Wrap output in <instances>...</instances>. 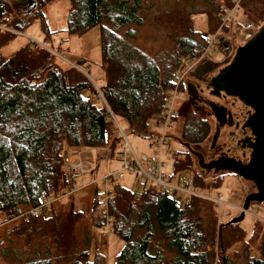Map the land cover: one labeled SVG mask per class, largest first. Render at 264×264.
I'll return each mask as SVG.
<instances>
[{
    "label": "trees",
    "instance_id": "obj_1",
    "mask_svg": "<svg viewBox=\"0 0 264 264\" xmlns=\"http://www.w3.org/2000/svg\"><path fill=\"white\" fill-rule=\"evenodd\" d=\"M34 1L37 11L21 20L8 0H0V51L36 21L51 45L27 41L8 56L0 52V264H105L102 254H91L93 229L100 230L95 203L87 210L54 207L70 189L65 148L106 147L109 112L131 135L153 141L151 127L174 77L207 47L192 17L206 16L218 27L223 10L238 2L247 28L258 31L264 0H200L201 10L185 15L164 14L167 0H67L69 35L99 29L100 85L81 69L82 60L74 63L78 68L57 63L61 47L53 48L54 32L42 13L54 0ZM204 124L186 113L181 140L201 144L209 135ZM173 166L174 174L190 171L191 154H176ZM222 182L220 175L206 182L194 172L193 190L211 192ZM42 191L55 201L45 214L37 212ZM214 208L195 196L181 207L168 191L134 180L126 189L117 181L109 213L111 234L122 247L113 264H264V223L255 220L249 233L241 223L228 224L232 220L219 225Z\"/></svg>",
    "mask_w": 264,
    "mask_h": 264
},
{
    "label": "rangeland",
    "instance_id": "obj_2",
    "mask_svg": "<svg viewBox=\"0 0 264 264\" xmlns=\"http://www.w3.org/2000/svg\"><path fill=\"white\" fill-rule=\"evenodd\" d=\"M8 2L12 7L13 12L17 16H19L21 20L29 19V17H31L32 14L36 12L38 9L37 6L36 9L32 8L28 4L27 0H8ZM202 6L203 3L200 0H167L162 6L161 10L164 14H169L175 11L185 15L191 11L193 12L200 11L201 10L200 8ZM68 8L69 5L67 0H54L42 11L44 15V19L49 26V29L52 32H54L51 35L53 48L58 49V47H61V50L58 51L59 54L56 55L58 59L57 63L60 64L63 68L70 66H74L78 68L74 63H76L78 60H82L83 65L81 69L89 74L88 77L91 80L92 79L94 81L98 80L97 84L100 85L101 82H103V77H102V72L99 69V63H100L99 29L94 28L89 32H87L85 35L80 37L69 35L66 31L67 29L66 17H67ZM239 11L240 10L238 9L235 12V15L228 21L227 25L225 23L224 24L221 23V25H219L218 27L217 25L215 26L214 23H212L211 26H209L208 19L206 16L197 15L192 17L194 29L197 32H199L203 38L204 37L207 38L206 45L209 43L212 37H213L212 40L214 39L217 45L215 46V42H213V44L211 45V49H209L206 53L203 52L200 55V57L194 60L193 62L186 60V62L188 61L189 62H188V66H184L185 71H187V73H185L183 84L184 81H187V83L189 84L193 83L190 75L192 71L197 66H199L204 60H209L217 64L219 63L223 64V62L225 61L230 62L235 55L236 49L240 46H243L248 39H250L251 37H253L254 34H256L257 29H255L254 26H251V28L250 27L247 28L248 22H246V20L243 19ZM262 24L260 26H262ZM214 30L216 31L214 32ZM27 41H32L39 45L46 44L48 47L51 46L50 44L44 42V36L40 30V24L39 22L36 21L24 32V34H19L14 41H12L9 45L4 47L0 52L3 56H8L14 51L18 50L24 44H26ZM195 63L196 65H193ZM222 66L224 65H221V67ZM182 71H184V68ZM215 73H218V71ZM93 86L96 92H98L97 86L95 84H93ZM181 87L179 88L180 91L179 95L176 96L173 104L175 119L173 120V123L169 131L167 132L168 138L166 139V144L163 146L162 149L163 150L162 157L164 163L163 172L165 174V177L170 178L171 183L174 184L177 183L178 176H179V180L181 181L187 180L190 175V172L198 173L204 178V181L206 182H210L214 180L217 175L222 176L223 177L222 185L217 190H213L211 192H206V193L201 192L200 195L212 199L220 198L222 205L219 207L218 212H216L215 209L213 210V212L217 217L219 225L225 224L233 219L238 218L241 215L242 206L245 198L249 194L255 193L256 188L252 183L247 182L231 173L223 172V173L214 174L212 171L211 172L203 171L201 168H199L197 164V159L195 160V157L191 154L190 151L189 153L191 154L193 168L190 169V171H182L179 174L173 173L174 172L173 160L175 158V155L176 154L184 155V153L186 152L182 144L179 142V140L182 137V127H183L185 115L188 112L192 111V113H194L195 116L197 117V121H200L201 123L206 122V124L204 125H208V129H209V135L206 138V140L203 141L201 144H197V145L191 144L189 146V149H191L193 152L196 153L200 152L203 155H207L208 158L209 157L213 158L211 156V153H209V151L212 143V135H213L212 126L214 121L212 118L204 117L194 112V109L192 108L190 103H188L187 100L188 96L184 94V91L182 90ZM202 97L210 101H217L216 100L217 97L212 96L209 92V89H207L206 87ZM170 100L171 98H169V101ZM204 107L205 110H207L208 112L210 111L207 106ZM116 122L123 131H126L125 132L126 138L137 157H139L142 154H146V155L150 154L149 144L151 141L138 138L127 132L126 123L123 120L117 119ZM197 126H199V123ZM199 127H197L198 129L197 131L200 134L201 128L199 130ZM115 131H116L115 123L110 122L106 130L107 138L109 139L111 135L115 133ZM151 132H153L154 135L158 134L159 130L156 127V125L154 127H151ZM226 135H227V131L225 132V134L223 133L222 136L218 139L217 144L221 145L225 143L224 145H229L228 144L229 141ZM115 140L116 139L114 138L112 143ZM112 143H111V149H113ZM122 145L123 142L121 141L116 146L115 152L117 151L120 152L122 150ZM195 145L198 151L194 149ZM72 149H74V151H72L71 153L67 151L65 152V154L69 153L70 158L73 162L81 165L83 164L85 167H87L84 171H82L83 174L87 175L85 179L86 181L89 180V177L96 180L99 177L101 178L103 177V175L116 171L119 168V164H118L117 168L115 169L114 166H116V164L114 162H110L109 160L110 154L113 151V150L111 151V149L110 151L104 150L105 151L103 153L104 155L101 154V150H99L100 148L86 149L88 151L96 150L89 152L87 154H84V152H86V150L84 149H79V148H72ZM76 154L77 156L75 157ZM113 168L115 170H113ZM82 173L81 170L78 171V173L76 172L75 177L73 178L72 181H70V185L73 182L76 183V186L73 189V191H71L70 188L62 196L60 194L58 198L59 201H56V203L54 200L52 201V203H55L54 207H57L59 205L63 207L65 206L69 207L70 204H72L75 209H79V210L88 209L87 199L89 197V190H90L89 188L91 186H94L95 182L94 181L89 182L91 180L87 181L86 183L84 181L82 182V179L79 176V175L82 176ZM133 180H134V176L128 173H126L124 177L118 179L119 184L126 189H133ZM177 197L179 200L183 199V196L180 194H178ZM211 202L213 203L212 200ZM52 203L50 205H52ZM255 220H260L262 223H264V201L259 203L256 202L250 203L249 209L245 213V216L240 223L242 228L249 233L251 231L252 224ZM121 247H122L121 241L115 238L113 235H111L109 238L104 239L100 235V230L98 232L97 229H93L91 254L94 253L102 254L105 257V264H113L114 258L119 253Z\"/></svg>",
    "mask_w": 264,
    "mask_h": 264
},
{
    "label": "water",
    "instance_id": "obj_3",
    "mask_svg": "<svg viewBox=\"0 0 264 264\" xmlns=\"http://www.w3.org/2000/svg\"><path fill=\"white\" fill-rule=\"evenodd\" d=\"M27 2L36 9L34 0H27ZM221 65L225 66L210 79L211 95L220 97L223 93L237 98L253 111L252 115L246 114L249 118L242 129L246 134V128H248L255 141L251 143L253 138H246L239 144L244 148L247 143L249 144L251 149L249 161L243 163L234 158L219 157L217 160L205 163L202 154L193 152L188 144L184 145L197 159V164L203 171H212L214 174L231 173L255 186L256 192L249 194L243 202L241 215L228 223L238 224L243 220L250 203L264 201V24L243 46L236 49L230 62L217 64L206 61V64L197 66L193 72L196 73L206 66L208 70L204 73L209 74ZM215 106L211 103L212 109ZM218 136L217 128L212 138L211 148L215 145Z\"/></svg>",
    "mask_w": 264,
    "mask_h": 264
},
{
    "label": "built area",
    "instance_id": "obj_4",
    "mask_svg": "<svg viewBox=\"0 0 264 264\" xmlns=\"http://www.w3.org/2000/svg\"><path fill=\"white\" fill-rule=\"evenodd\" d=\"M237 5L238 2L232 9L223 10L222 24H224L235 15V12L238 10ZM212 38L210 39L206 49L204 50L205 53L209 49H211V45L213 44V42H215L214 39L212 40ZM194 60L196 59H191L189 61L193 62ZM188 62L185 61L184 66H188ZM193 65H196V63ZM185 73H187V71H185L184 67V71H181L173 79L174 87L168 92V98L163 104V110L158 119L157 128L159 132L158 134L154 135V140L150 142L151 155H142L140 157L136 156L126 138V131H123L120 128L114 116L109 112L106 120L115 123V135L117 138H119V143L122 141L123 145L122 150L118 153L119 168L116 171L103 175V177L97 180L96 183H98V187L96 188L97 191L93 196L92 203H95L96 212L100 218V235L104 239L109 238L112 235V217L109 213V206L111 198L113 196V185L118 181V179L124 177L126 173L132 174L134 176V181L139 186H151L157 188L160 191H168L171 198L181 207L184 205L185 200L191 196L204 198L210 201L212 200L215 205L214 209L216 212L219 211V207L222 205L220 198L212 199L203 197L193 190L194 173L191 172L187 180L178 181L176 184H174L165 177V174L163 172L164 163L162 157V149L166 144V139L168 138L167 132L169 131L173 123V117L175 116V112L173 109L174 99L177 95H179V88L183 84ZM97 94L101 99L99 91L97 92ZM169 98H171L170 101ZM62 160L64 162L66 176L69 181L73 180L76 172L81 170L82 173V171L87 168L83 164L81 165L73 162L70 158L69 153H64ZM75 186L76 184L72 183L71 191H73ZM63 194H65V192L61 193V196ZM178 194L183 196L182 200L178 199ZM41 199L42 206L37 209V212L45 214L46 211L49 210L50 204L53 200L45 191L41 192Z\"/></svg>",
    "mask_w": 264,
    "mask_h": 264
},
{
    "label": "flooded vegetation",
    "instance_id": "obj_5",
    "mask_svg": "<svg viewBox=\"0 0 264 264\" xmlns=\"http://www.w3.org/2000/svg\"><path fill=\"white\" fill-rule=\"evenodd\" d=\"M206 61L209 60H204L200 65L203 66L204 64H206ZM224 66H220L217 70L209 74L204 73L208 70L206 66L196 73L192 72L190 76L193 83L189 84L187 83V81H184L183 91L184 94L188 96V103H190L196 114L198 113L204 117L213 119L214 123L212 126V138L215 135L217 128L219 129V136L217 138V141L222 136V134H225V132L227 131L226 136L228 138L229 145H224L225 143L219 145L216 141L215 145L212 148L210 147L209 151L213 158H208L207 155H203L199 152L200 154H202L204 162L209 163L211 161L217 160L219 157H228L234 158L243 163H247L251 155L249 144L247 143L245 148L243 146H239V144H241V142L246 138H253L251 140V143L255 141V138L252 136L251 131L248 128H246V134L243 133L242 129L247 119L249 118L246 114L252 115L253 111H251L250 108L241 103L237 98L226 96L223 93H221L220 97H217V101H210L202 97L203 93L205 92V87L209 89V92L211 94V88L209 87L210 79L217 74L215 72L219 71ZM211 103H214L216 105L215 107H213V109L211 107ZM204 106H207L210 111L208 112L207 110H205ZM179 142L182 144L185 151L189 152V150L184 145L187 143H185L181 139L179 140ZM194 149H196V145ZM196 150L198 151V149Z\"/></svg>",
    "mask_w": 264,
    "mask_h": 264
},
{
    "label": "crops",
    "instance_id": "obj_6",
    "mask_svg": "<svg viewBox=\"0 0 264 264\" xmlns=\"http://www.w3.org/2000/svg\"><path fill=\"white\" fill-rule=\"evenodd\" d=\"M194 71V70H193ZM192 71V72H193ZM121 128V127H120ZM116 139L117 137H116V135H115V133L113 134V135H111V137L108 139L107 138V136H106V147H104V148H100L99 150H101V154H103L105 151L104 150H106V151H110V149H111V143H112V141H113V139ZM119 141V140H118ZM118 141H114L112 144H113V149H111V154H110V157H109V160H110V162H114L115 164H116V166H114V168L116 169L117 168V166H118V164H119V162H118V151L117 152H115V150H116V146L119 144V142ZM109 146H110V148H109ZM149 146H150V144H149ZM72 152V151H74V149H72V148H69V147H66L65 148V150H64V153L65 152ZM92 151H96V150H91V151H88V150H86V152H84V154H87V153H89V152H92ZM98 152V151H97ZM83 154V155H84ZM104 155V154H103ZM142 155H146V154H142ZM142 155H140V156H142ZM148 155H151V150H150V154H148ZM77 156V154L75 155V157ZM139 156V157H140ZM83 157V156H82ZM84 159V158H83ZM113 168V170H115ZM112 171V170H111ZM78 173V172H77ZM191 173V172H190ZM80 177H81V179H82V182L84 181L85 183L87 182V181H89V180H91V181H89V182H95V185L94 186H91L89 189V197H88V199H87V207L88 208H90L91 207V205H92V201H93V196H94V194H95V189L98 187V183H96L97 182V180H99V178L98 179H96V180H94V179H92L91 177H89V180H85L86 179V177H87V175L86 174H83L82 173V176L81 175H79ZM178 181H181V180H177V182ZM74 183V182H73ZM76 184V183H75ZM72 185V184H71ZM70 185V186H71ZM72 187V186H71ZM70 187V188H71ZM83 191H85V190H83ZM80 192V191H79ZM82 192V191H81Z\"/></svg>",
    "mask_w": 264,
    "mask_h": 264
}]
</instances>
